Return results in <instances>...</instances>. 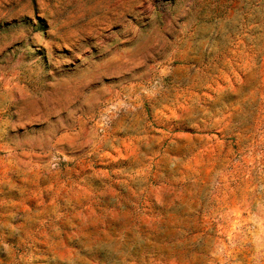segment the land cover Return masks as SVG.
<instances>
[{
  "label": "clouds",
  "instance_id": "9594fccd",
  "mask_svg": "<svg viewBox=\"0 0 264 264\" xmlns=\"http://www.w3.org/2000/svg\"><path fill=\"white\" fill-rule=\"evenodd\" d=\"M254 76L264 0H0V264H160L145 205L179 208L231 147L213 130L252 127L208 102L258 94L264 146Z\"/></svg>",
  "mask_w": 264,
  "mask_h": 264
},
{
  "label": "rangeland",
  "instance_id": "374dc122",
  "mask_svg": "<svg viewBox=\"0 0 264 264\" xmlns=\"http://www.w3.org/2000/svg\"><path fill=\"white\" fill-rule=\"evenodd\" d=\"M183 74L184 70L177 73ZM253 89L264 92V77L254 76L244 95ZM259 104L258 94L256 99L229 94L223 104L208 102L213 118L222 117L220 123H227L233 131L249 124L252 127L244 133L247 138L239 141L235 136L221 141V134L213 130L217 141L231 142V147L217 156L213 144L204 160L196 162L199 178L195 180V193L184 203L176 201L179 208L164 212L159 205H145L151 208L145 212L146 219L154 221L159 216L158 227L166 229L155 238L158 245L146 250L145 261L151 257L160 264L169 258L176 264H264V146L251 119ZM245 113L251 116L245 117ZM242 119L247 123L241 124Z\"/></svg>",
  "mask_w": 264,
  "mask_h": 264
}]
</instances>
